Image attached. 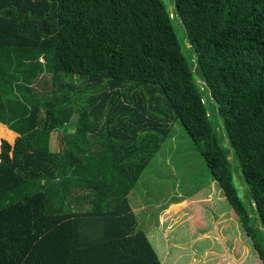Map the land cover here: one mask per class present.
<instances>
[{
  "label": "trees",
  "instance_id": "1",
  "mask_svg": "<svg viewBox=\"0 0 264 264\" xmlns=\"http://www.w3.org/2000/svg\"><path fill=\"white\" fill-rule=\"evenodd\" d=\"M173 2L175 17L164 0H0V134L12 141L0 138V264H169L128 195L176 120L264 264V0ZM76 79L99 89L79 118ZM69 126L91 147L54 153L51 133ZM70 173L90 174L82 196L65 192ZM221 244L178 264L242 257Z\"/></svg>",
  "mask_w": 264,
  "mask_h": 264
},
{
  "label": "rangeland",
  "instance_id": "2",
  "mask_svg": "<svg viewBox=\"0 0 264 264\" xmlns=\"http://www.w3.org/2000/svg\"><path fill=\"white\" fill-rule=\"evenodd\" d=\"M164 1L167 5L168 11L171 13V16L175 17V7L173 0ZM173 25L179 41L183 43V38L185 39V31L182 24L177 20L173 23ZM185 45L186 49H188L189 46L187 42H185ZM183 51L185 54L188 53L184 48ZM197 81L201 88H203L204 83L199 78V76H197ZM76 84H78V89L76 95L71 101V107L73 111V117L79 118L85 108L87 98L92 93L98 92L99 89L96 87L86 89V87H84L83 85L82 80H78ZM221 126H223L222 123ZM216 129L221 145L230 150L229 161L233 175L234 185L238 190L240 198L242 199L244 204L249 208L248 185L244 182L243 178L241 177L236 157L233 153V150L230 148L227 140L225 139L223 127H217L216 125ZM1 137L7 139L9 142H12L10 136L8 137L7 135L0 134V138ZM51 150H54L52 146ZM146 169L148 170L143 172L144 174H141V177L138 180V185L134 187L135 189L132 191L130 196L132 204L134 203V205H136L138 201L141 203L142 200H144L145 203L148 205L149 209L145 210L144 212L136 208V216L138 218H145V213L147 211H152V213H155L153 223H150V221L147 222L145 221V219L141 220V222L139 223V228L142 230H147L153 227L154 224L156 225L158 219L157 211L159 210L155 206L157 201L162 202L166 198L172 199L176 196V192L184 196H191L192 194L196 193L197 190L200 191L201 187L205 186L206 182L211 179L206 164L200 155V151L197 145H195L192 139L188 136L185 128L179 120H176L173 123L169 137L161 145L155 158L150 161ZM88 175L90 174L83 173V175H81L70 173V178H68L67 184L64 183V185H66L64 188L65 192H67L69 188H71V186H74L75 180L79 183L77 182L75 184L76 187L71 188V190L76 188L84 189V187L80 185V181L86 180ZM139 198H141V201ZM178 200H180V198ZM254 218L256 225L261 227V221L259 217L255 215ZM234 220L237 221L236 217L234 218ZM235 229L236 228L233 227L232 232L236 231ZM189 235L190 234L186 233L185 237H188ZM235 235L238 236L240 242L234 244V251L232 248L227 247L225 253H231L234 256H236V254L239 255L242 253V257L240 259L235 258L233 261H231V264H258V261H260V256L255 251L251 240L246 235L244 236V234L240 235L239 232ZM198 236L199 234L192 233V238L190 241L193 247L195 248L196 254H201L205 251H210V249L216 248L219 249V251H222V248L224 246L221 244V240L213 238L211 234H207V236H205L204 238L201 237L200 239L196 238ZM243 244L248 245V248H250V257H245L246 251L243 253ZM188 261H190L189 258H187V262ZM203 261H205V258Z\"/></svg>",
  "mask_w": 264,
  "mask_h": 264
},
{
  "label": "crops",
  "instance_id": "3",
  "mask_svg": "<svg viewBox=\"0 0 264 264\" xmlns=\"http://www.w3.org/2000/svg\"><path fill=\"white\" fill-rule=\"evenodd\" d=\"M78 139L80 140L79 137ZM78 139H76L75 128L69 126L67 132L60 131L51 133L50 147L52 146L54 148V150H52L54 153H58V151L65 149L68 155H71L72 147L83 150H87L88 147H91V145L88 146V143L85 142H78L75 144ZM99 142L100 139L95 141V148L99 145ZM79 153H82V151H79ZM68 160L69 161H66V166L68 167L74 166L75 168L81 169L84 166L82 163L74 165L71 162V157H69ZM146 168L143 172L148 170ZM136 185H138V182ZM73 187L76 186L74 185ZM73 187L71 186V188ZM71 188H69L67 192H69L72 197L77 194L82 196L85 192L84 189L81 188L72 190ZM134 189L133 187L130 190L128 201L131 209L136 215V208L143 212L149 208L144 200H142L141 203L138 201L136 205H134V203L132 204L130 196ZM175 195L176 196L172 199L166 198L162 202L157 201L155 205L156 208L159 209L157 211V223L156 225L154 224L153 227L147 229L157 232L152 235V239L159 249V254L162 255L163 259H166L169 264H178L182 256L189 258V260L195 258V248L190 242L192 233L199 234V236L196 237L197 239L201 237L204 238L207 234H211L213 238L218 240L226 241L229 239L232 240L234 244L240 242L235 234L241 232V226H239L238 221L234 220L235 215L232 208L226 202L222 190L213 180L209 179L205 186L201 187L200 191L197 190L196 193L191 196H184L178 194V192H176ZM179 198L180 200H178ZM139 199L141 201V198ZM154 215L155 213H152V211H147L145 213V218L136 217L138 223H140L142 219L153 223ZM233 227L236 228L234 232H232ZM186 233L190 235L185 237ZM209 254L217 255L213 252ZM199 257H201L202 260L204 255Z\"/></svg>",
  "mask_w": 264,
  "mask_h": 264
}]
</instances>
